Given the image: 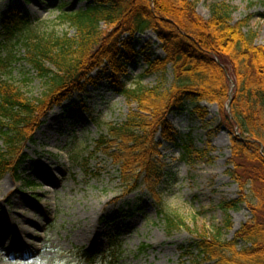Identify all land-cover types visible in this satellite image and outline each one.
<instances>
[{"label": "rangeland", "instance_id": "1", "mask_svg": "<svg viewBox=\"0 0 264 264\" xmlns=\"http://www.w3.org/2000/svg\"><path fill=\"white\" fill-rule=\"evenodd\" d=\"M193 1L205 20L210 19L213 6H230L233 24L248 21L245 32L256 34L255 44L264 46V0ZM91 4L92 0H0V35L3 19L15 10L29 15L34 23H43L47 34L74 36L75 30L61 17ZM160 45L151 31L137 35L134 46L139 58L129 65L120 83L126 88L141 84L169 89L171 70L165 76L146 73V58L155 60L164 55ZM20 51L16 47V61L2 77L21 86L30 98H39L44 84L21 61ZM97 77L98 71L82 93L74 94L43 119L24 149L21 177L8 173L0 181V230L7 229L0 242V264H190L199 257L194 248L198 230L223 229L222 238L232 241L252 218L246 205L229 211L221 207L240 197L229 174L231 141L233 136L240 137L239 131L233 132L226 124L217 105L202 103L203 118L189 103L184 111L168 117L179 135L177 142L165 141L159 135L156 139L160 144L159 200L144 183L126 193L119 167L98 142L109 139V126L125 123L137 108L125 99L109 72L99 80ZM51 114L58 119L41 130ZM3 132L0 123V149L4 148ZM186 145L201 154L188 155ZM51 171L56 182L48 183ZM160 211L184 226L170 230ZM19 214L40 224L26 237V245L35 243L33 248L9 249L7 238L25 223ZM228 218L232 223L229 230L225 226ZM111 245V258L103 255L95 262L86 260V252L103 253Z\"/></svg>", "mask_w": 264, "mask_h": 264}, {"label": "trees", "instance_id": "2", "mask_svg": "<svg viewBox=\"0 0 264 264\" xmlns=\"http://www.w3.org/2000/svg\"><path fill=\"white\" fill-rule=\"evenodd\" d=\"M92 1L86 9L65 12L61 17L75 30L74 36L47 34L43 23H34L29 15L15 10L3 19L0 123L4 148L0 149V181L8 173L21 177L24 149L47 114L82 93L94 81V72L98 71V80L109 72L125 99L137 109L125 123L110 125L109 139L101 138L98 147L119 167L126 193L144 183L151 196L159 200L160 144L156 139L159 135L176 143L179 137L169 115L184 111L189 103L199 114L204 113L202 103L215 104L232 131L240 133L231 141L229 170L240 197L221 207L229 211L246 205L252 218L232 241L222 238L223 229L198 230L194 248L199 257L190 264H264V46L255 44L256 34L245 32L248 21L233 24V9L225 4L213 6L210 19L205 20L198 15L197 1L193 0ZM148 31L156 35L164 55L155 60L147 57L146 73L165 76L171 70L169 89L141 84L126 88L120 83L129 65L139 58L136 36ZM18 46L21 61L44 84L39 98H30L21 86L2 77L16 61ZM230 79L235 88L228 111ZM185 149L188 155L201 154L192 145ZM164 218L170 230L184 226L168 215ZM225 226L232 228L230 218ZM112 248L97 254L86 252V260L95 262L103 255L111 258Z\"/></svg>", "mask_w": 264, "mask_h": 264}, {"label": "bare ground", "instance_id": "3", "mask_svg": "<svg viewBox=\"0 0 264 264\" xmlns=\"http://www.w3.org/2000/svg\"><path fill=\"white\" fill-rule=\"evenodd\" d=\"M58 119V117H54L53 114H51L49 116L48 120V124H45L42 126L41 130H45L48 129L49 127H51L54 123L55 120ZM41 130L37 133V135L41 134ZM48 179L50 180V182L48 183H52V182H56V179L54 178V174L51 171V173H49V177ZM47 194V192H44V195ZM46 199V196H44ZM19 217L21 218H25V223L24 225H18L17 227H15L14 232L12 234H10V238H7V244L9 246V249H18L20 247L23 246V248H26L28 246V248H33L35 243L31 242L28 245L26 240V237H30L33 235V231H31V229H38L40 227V224L38 222H34V221H30L24 214H19ZM7 229H3L0 230V242L3 240V234L7 235Z\"/></svg>", "mask_w": 264, "mask_h": 264}, {"label": "water", "instance_id": "4", "mask_svg": "<svg viewBox=\"0 0 264 264\" xmlns=\"http://www.w3.org/2000/svg\"><path fill=\"white\" fill-rule=\"evenodd\" d=\"M230 108V107H229Z\"/></svg>", "mask_w": 264, "mask_h": 264}]
</instances>
